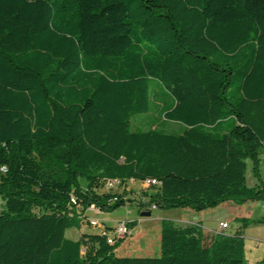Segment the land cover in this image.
I'll return each instance as SVG.
<instances>
[{"label":"trees","instance_id":"trees-1","mask_svg":"<svg viewBox=\"0 0 264 264\" xmlns=\"http://www.w3.org/2000/svg\"><path fill=\"white\" fill-rule=\"evenodd\" d=\"M262 148L264 0H0V264H249L246 224L165 219L155 257L66 231L127 205L131 180L160 182L148 210L262 201Z\"/></svg>","mask_w":264,"mask_h":264},{"label":"rangeland","instance_id":"rangeland-1","mask_svg":"<svg viewBox=\"0 0 264 264\" xmlns=\"http://www.w3.org/2000/svg\"><path fill=\"white\" fill-rule=\"evenodd\" d=\"M155 101H158V99H156ZM156 114H160V112L155 110L152 112L151 116H154L156 118ZM144 116L145 114L136 115L133 118V124L142 127H146L147 125H149L147 119H141V117ZM179 125L180 124L176 122H172L169 124L165 123V126L172 129H178ZM158 126H160V124H158ZM246 162H247V170H246L247 185L249 187H254L260 184V182H264V148L260 149L259 152L258 167H259L260 177H258L255 174L254 161L252 159H247ZM129 186L130 188H133L135 193H139L142 190L143 183L130 182ZM114 190L120 191L122 189L119 186H116ZM134 192L130 193L127 196V198L132 200L130 202L128 201L127 205L121 206L111 211L108 210L98 211L97 209L90 208L87 210L89 217L94 218L99 222H105V224L110 227H115L119 221H125V220L131 221L138 219L140 220V222H138L139 226L134 231V236H136L140 232H143L144 234L147 233V231L151 230L156 225V222L154 221L156 214L161 213V215H163L164 218L172 219V216H177V214L181 212L180 210L181 208H169V209L156 208L153 209V214L151 216H141V206L138 205L136 200H134L136 199L135 198L136 194ZM243 204L245 205L240 208V212L242 216L238 218H232L230 220V226L224 231L226 233H232L238 227L246 224V226H244L243 229H244V236L246 242V257L248 263L264 264V221H261L264 219V200L262 201L249 200ZM3 206H4V201L0 197V209ZM213 216L214 217L209 218V220L206 222L207 223L206 226L209 227L210 229H217L219 227V220L217 221L216 219H221L220 217H224V219L229 218V214L227 210H224V207L218 209L215 215ZM87 227L90 228L92 227V225H89ZM219 230H221L220 227ZM78 232L79 229L72 227L66 231V236L69 238H75L77 237ZM145 242L146 240L137 241L136 245L142 247V251L132 254V256L155 257L160 254V232H159L158 241L152 240L151 241L152 245H150L149 249L147 250L144 249ZM126 246L127 244H124L122 247H120L118 252L121 253V251H124L126 249Z\"/></svg>","mask_w":264,"mask_h":264},{"label":"crops","instance_id":"crops-1","mask_svg":"<svg viewBox=\"0 0 264 264\" xmlns=\"http://www.w3.org/2000/svg\"><path fill=\"white\" fill-rule=\"evenodd\" d=\"M131 183H135V182H131ZM143 187H142V189H143ZM131 189H133V188H131ZM244 205L245 204L238 205L232 201H227V202L220 204L219 206H217L215 208H210V209L203 210V211H194L191 208H181L180 209L181 212H179L177 214V216H172V219L164 218L163 215H161V213H158V214H156V216L154 218L156 225L151 230L147 231V233L144 234L143 232H140L136 236H134V231L139 226L138 222H140V220H138V219L131 220V221H135L136 224L133 225V227H132L131 235L128 236L126 238V240L123 242L122 246L124 244H127V246H126V249L124 251H121L120 255H132V254H135L137 252L142 251V247L136 245L137 241H139V240H146L144 249H146V250L149 249L150 245H152L151 244L152 240L158 241L159 232L161 229V223L165 219L172 220L173 222H175L176 224L181 225V226L198 225L205 232H216V231H219V227H220L221 223L227 222L230 226V220L232 218L241 217L242 214L240 212V208L243 207ZM221 207L222 208L224 207V210H227V212L229 214V218L224 219V217H220L221 219H216L217 221L219 220V227L217 229H210L209 227L206 226L207 225L206 222L209 220V218L214 217L213 215H215L216 211L218 209H221ZM148 211L151 212V215L153 214V210H148ZM141 212H143V210H141ZM209 213H211V214H209ZM92 219H94V218H92ZM100 223H103V222H100ZM99 231H100V228H98V227H90L89 228L87 226H83L79 230L77 237L72 238V239H78L81 232L98 233Z\"/></svg>","mask_w":264,"mask_h":264},{"label":"built area","instance_id":"built-area-1","mask_svg":"<svg viewBox=\"0 0 264 264\" xmlns=\"http://www.w3.org/2000/svg\"><path fill=\"white\" fill-rule=\"evenodd\" d=\"M131 182H135V181L131 180ZM142 183H143V186H145L144 188L147 189L151 185H159L160 182H158L156 179H148L146 181H143ZM116 186H119L121 189H123L127 186V184H123V182L119 179H114V180H111L107 184L106 188L108 190H111V189H114ZM141 193L142 192H139L138 194H136L135 198L137 200L138 205L141 206V208H142L141 210L147 211L148 210V208H147L148 197L145 195H142ZM91 208L96 209L94 205H92ZM156 208H157L156 205L152 204L151 210L156 209ZM90 224L92 226L99 227L100 232H102L104 235H106L108 237L109 243H114L117 239H120V238H126V237L130 236L132 233V229L128 225L127 221H119L117 223V225L111 231L105 230V226L95 219H91ZM228 227H229V224L227 222L220 224L221 231H224Z\"/></svg>","mask_w":264,"mask_h":264},{"label":"water","instance_id":"water-1","mask_svg":"<svg viewBox=\"0 0 264 264\" xmlns=\"http://www.w3.org/2000/svg\"><path fill=\"white\" fill-rule=\"evenodd\" d=\"M151 212L150 211H143L141 212V216H150Z\"/></svg>","mask_w":264,"mask_h":264}]
</instances>
